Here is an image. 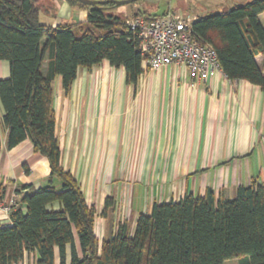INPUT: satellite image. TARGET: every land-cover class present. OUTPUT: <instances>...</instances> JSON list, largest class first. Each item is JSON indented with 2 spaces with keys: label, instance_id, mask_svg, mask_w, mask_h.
Listing matches in <instances>:
<instances>
[{
  "label": "trees",
  "instance_id": "obj_1",
  "mask_svg": "<svg viewBox=\"0 0 264 264\" xmlns=\"http://www.w3.org/2000/svg\"><path fill=\"white\" fill-rule=\"evenodd\" d=\"M66 1L87 11L86 22L52 28L40 23L36 0H0V61L9 67L8 77L0 79L6 148L28 139L50 169L45 186H23L29 189L20 198L25 211L19 206L11 211L10 224L0 225V264H17L25 253L37 254L34 264H264L263 182L238 187L231 201L216 200L208 189L202 197L153 204L149 214L138 215L132 233L123 222L98 241L95 210L61 165L52 83L59 77L68 93L78 68L91 70L103 61L122 67L125 81L133 85L144 70L138 43L118 7ZM261 14L264 0H250L198 16L192 30L215 49L228 80L247 81L264 92V73L255 62L264 56ZM53 203L60 204L58 211L47 210ZM112 206L108 198L102 215Z\"/></svg>",
  "mask_w": 264,
  "mask_h": 264
},
{
  "label": "crops",
  "instance_id": "obj_2",
  "mask_svg": "<svg viewBox=\"0 0 264 264\" xmlns=\"http://www.w3.org/2000/svg\"><path fill=\"white\" fill-rule=\"evenodd\" d=\"M52 1L49 9L54 13L43 10L51 14L52 28L86 22V10L66 0ZM158 2L143 0L116 12L126 19L156 16ZM195 4L202 11L195 12L194 21L241 5L239 0H195ZM180 7L183 13L170 12L187 17V7ZM258 19L264 28V14ZM255 62L264 73V56ZM143 70L133 85L125 81L122 67L103 61L91 70L78 68L68 93L59 77L52 83L61 165L77 180L87 206L95 210L99 242L123 222L132 233L138 215L149 214L153 204L178 202L185 195L202 197L208 189L216 200L231 201L238 187L264 182V92L258 86L228 80L223 72L195 82L184 68L174 65ZM8 75V63L0 61V79ZM3 114L0 103V195L21 198L29 192L24 185L35 190L46 185L49 163L34 153L28 139L6 148ZM108 198L113 206L102 215ZM59 209V203L47 207ZM75 246L80 252L77 238ZM55 254L58 263L57 250ZM37 258L36 253H25L17 264H34Z\"/></svg>",
  "mask_w": 264,
  "mask_h": 264
},
{
  "label": "built area",
  "instance_id": "obj_3",
  "mask_svg": "<svg viewBox=\"0 0 264 264\" xmlns=\"http://www.w3.org/2000/svg\"><path fill=\"white\" fill-rule=\"evenodd\" d=\"M193 22L175 12L127 18L126 25L138 43L143 69L157 71L174 65L184 68L195 82L207 81L222 72L215 49L194 35ZM19 206L18 194L8 199L0 198V225H9L11 211Z\"/></svg>",
  "mask_w": 264,
  "mask_h": 264
},
{
  "label": "rangeland",
  "instance_id": "obj_4",
  "mask_svg": "<svg viewBox=\"0 0 264 264\" xmlns=\"http://www.w3.org/2000/svg\"><path fill=\"white\" fill-rule=\"evenodd\" d=\"M143 0H140L139 2H137L138 4L142 2ZM244 1L247 0H239V4H242ZM250 1V0H248ZM37 5H39V7L41 8L40 11V15H39V21L42 24L45 25H51V22L53 21V19L50 18L51 14H46L44 13V9H48V11L50 13H54L53 9H49L53 3L52 0H36ZM246 3V2H245ZM236 4V3H235ZM157 6L155 7L156 13L163 15L167 12H170L171 9L175 10V9H180L182 7H180V5H184L186 8V15L189 18H193V16L195 15V12H201L202 9H200L201 5L199 4H195V0H159V2L156 4ZM53 6V5H52ZM183 13V9H180ZM176 13V12H175ZM220 13V12H218ZM185 14V13H184ZM27 264H30L29 261L27 262ZM224 264H238L237 260H229L224 262Z\"/></svg>",
  "mask_w": 264,
  "mask_h": 264
},
{
  "label": "water",
  "instance_id": "obj_5",
  "mask_svg": "<svg viewBox=\"0 0 264 264\" xmlns=\"http://www.w3.org/2000/svg\"><path fill=\"white\" fill-rule=\"evenodd\" d=\"M75 1L79 2L82 5L90 6V7L111 3L119 8L121 6H126L136 3L138 0H75Z\"/></svg>",
  "mask_w": 264,
  "mask_h": 264
}]
</instances>
